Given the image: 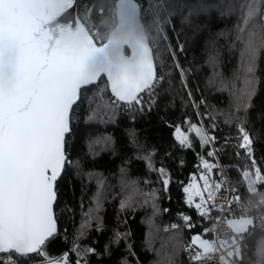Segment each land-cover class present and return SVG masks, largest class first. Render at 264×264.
<instances>
[{
    "label": "trees",
    "instance_id": "1",
    "mask_svg": "<svg viewBox=\"0 0 264 264\" xmlns=\"http://www.w3.org/2000/svg\"><path fill=\"white\" fill-rule=\"evenodd\" d=\"M137 2L149 37H155L156 71L162 79L151 96L141 94L142 109L124 103L116 107L104 77L81 91L65 144L71 164H66L57 182L55 215L67 244L77 239L81 249H94L86 253V264H193L186 250L192 236H210L199 225L186 228L183 217L193 221L198 216L186 203L183 186L193 174L198 176L201 158L209 159L208 145H201L192 136V147H181L174 139V126L186 130L187 121L198 124L193 101L197 103L213 124V144L232 187L249 210L264 211V184L257 185L256 193L248 190L242 170L254 169L251 158L239 147V126L243 124L253 141L255 163L264 171V48L258 51L251 106L237 107L235 97L241 94L245 76L238 27L246 11L242 6L251 0H203L208 10L188 19L186 6L200 0H154L158 18L147 0ZM115 3L78 0L77 15L105 37L109 26L116 23ZM259 8L264 12V0H260ZM166 17L168 22L164 23ZM155 19L163 24L160 36L154 31ZM254 31L257 41L264 38L258 18ZM160 168L169 174L166 189ZM98 190L102 207L90 216ZM152 192L156 194L154 202L147 196ZM129 197L132 206L122 209L121 202ZM172 221L178 227L165 232L164 227ZM262 247L264 230H259L242 243L243 260L237 261L264 264ZM13 259L16 264L43 260L38 253L14 255Z\"/></svg>",
    "mask_w": 264,
    "mask_h": 264
},
{
    "label": "snow or ice",
    "instance_id": "2",
    "mask_svg": "<svg viewBox=\"0 0 264 264\" xmlns=\"http://www.w3.org/2000/svg\"><path fill=\"white\" fill-rule=\"evenodd\" d=\"M259 3L260 0H251L242 6L246 11L242 26L238 27L245 76L244 87L235 102L237 107L245 109L251 106L255 95L257 56L259 49L264 48V38L257 41L254 31L257 18L264 27V12ZM74 4L75 0H0V256L6 257L0 259V264H16L14 255L33 253L43 254L46 264H71L68 253L50 256L45 246L58 233L54 212L57 181L65 165L71 164L65 150L66 137L71 132L72 112L82 88L105 77L114 103L135 104L142 109L141 94L151 96L162 79L156 72L155 37H149L140 21L137 0H117L114 11L117 23L105 37L79 18L61 22L60 18ZM186 7L185 19L208 10L203 0ZM167 22L166 17L164 23ZM153 26L157 36L163 34V24L158 19L153 20ZM187 124L186 130L174 126V139L181 147L191 148L192 136L201 145L215 140L202 126L191 121ZM239 133V147L251 158L254 169H243L242 179L248 190L256 193L257 185L264 184V171L255 163L253 141L243 124L239 126ZM208 155L214 156L215 152L210 151ZM217 167L201 158L199 176L193 174L183 187L186 203L194 206L201 217L209 216L214 208L224 209L223 204H217V193L224 188V183L212 179ZM158 171L164 177L166 189L169 174L164 168ZM147 196L154 202V192ZM94 200L95 209L90 210V216L102 207L100 190ZM239 200L238 195L233 196L228 200L229 206ZM131 206V197L121 202L122 209ZM183 219L189 228L194 227L190 217ZM228 224L235 233L230 242L209 241L199 233L192 236L186 250L191 253L194 264H202L217 252L219 264L242 262L241 244L253 221L242 216L229 220ZM208 231L205 229L204 234ZM74 251L82 261L84 253L94 249L81 252L77 246ZM260 255L264 256V247Z\"/></svg>",
    "mask_w": 264,
    "mask_h": 264
},
{
    "label": "built area",
    "instance_id": "3",
    "mask_svg": "<svg viewBox=\"0 0 264 264\" xmlns=\"http://www.w3.org/2000/svg\"><path fill=\"white\" fill-rule=\"evenodd\" d=\"M147 3L152 10L153 14L155 15L156 18H158V12H157V4L154 2V0H147ZM116 18V17H115ZM112 28V25L109 26V30ZM96 30V29H94ZM102 37V36H101ZM203 103V102H202ZM200 103V104H202ZM194 108L198 117V125L202 126L204 129L207 130V132L210 134V128L213 127L212 123H209L207 121L208 119V114H203L198 107V104L193 101ZM120 104H117L116 107H119ZM210 151H214L215 155L214 156H209V161L212 163L217 164V168L213 170L212 174V179L220 182L223 181L224 183V188L217 193V204H223L224 209L223 211H220L219 209H212L211 213L207 217H201L197 209L194 207V209L197 212V216L195 220L190 221L193 225H199L202 227V232L205 233V229H209L210 231L207 232L209 234V240L210 241H217V243L221 240H228L229 242L231 241V238L235 233H233L231 227L228 224V219L230 218H240V217H250L253 220L254 226L248 230L246 234H244V239L242 243L253 233L259 230H264V211H251L249 210L246 205L241 201H233L231 205L229 206L228 200H230L233 196H239L237 191L232 187L230 178L224 169L219 156H218V151L216 147L214 146L213 142L208 144V153ZM201 167V163L199 165ZM201 172V169L198 173V176ZM188 182L183 186H187ZM202 184V182H200ZM184 193V192H183ZM224 199H221V198ZM198 200V198H197ZM233 215V216H231ZM85 218L89 219V216L85 214ZM204 222V223H203ZM186 224V222H185ZM173 225H177L176 221H172L169 225H166L164 227V231H168L170 228H173ZM186 228H188L186 224ZM242 245V244H241ZM78 246V249L83 252L84 250L80 248V244L78 240H73L71 244H68V248L74 253L75 257L81 261L80 257L77 256L76 249ZM219 255L220 253H213L210 254L211 258L205 259L202 264H219ZM41 262V261H39ZM83 264H86V253L83 255V260L81 261ZM38 263V262H37ZM34 264V263H33ZM194 264V262H193ZM236 264H242L238 261H236Z\"/></svg>",
    "mask_w": 264,
    "mask_h": 264
},
{
    "label": "water",
    "instance_id": "4",
    "mask_svg": "<svg viewBox=\"0 0 264 264\" xmlns=\"http://www.w3.org/2000/svg\"><path fill=\"white\" fill-rule=\"evenodd\" d=\"M116 2H117V0H116ZM116 4V3H115ZM77 5H78V0H75V4H74V6H73V8H71V9H69L66 13H64V15L60 18V20H61V22H73L76 18H79L78 17V15H77ZM138 5H139V9H140V11H139V18H140V21H141V23L143 24V22H142V20H141V7H140V4L138 3ZM80 19V18H79ZM81 20V19H80ZM82 21V20H81ZM116 23H117V19H116ZM116 23H115V25H116ZM144 25V24H143ZM144 28H145V26H144ZM145 31H146V28H145ZM147 32V31H146ZM157 72V71H156ZM101 78H103V77H101ZM100 78V79H101ZM105 78V77H104ZM105 80H106V78H105ZM100 81V80H99ZM99 81H97V82H95V83H93L92 85H94V84H97ZM107 81V80H106ZM107 84H108V82H107ZM89 86H91V85H88V86H85L84 88H82V90L83 89H85V88H87V87H89ZM108 89H109V91H110V88H109V86H108ZM81 90V91H82ZM111 93V92H110ZM80 100V99H79ZM79 102V101H78ZM67 138V137H66ZM65 167H66V165H65ZM64 171H65V169H64ZM64 171H63V173H62V175L64 174ZM62 175L60 176V178L62 177ZM59 178V179H60ZM58 179V180H59ZM58 182V181H57ZM57 200V199H56ZM56 203V202H55ZM54 212H55V204H54ZM247 218H250V217H247ZM233 219H239V218H230V219H228V221L229 220H233ZM253 221V220H252ZM254 226V223L252 224V225H250L249 226V229L250 228H252ZM57 227H58V223H57ZM248 229V230H249ZM247 233V232H246ZM246 233H244V234H246ZM45 249H46V251H47V253L50 255V256H60V255H62V254H64V253H68V255H69V258H70V262H71V264H76V262L77 261H80V260H78L76 257H75V255H74V253L68 248V244L64 241V239L61 237V235H60V232H59V227H58V233H57V237L55 238V240H53V241H50V242H48L47 244H46V246H45ZM33 254H35V253H33ZM29 255H31V254H29ZM41 257H42V261L41 262H38V263H34V264H46V261H45V257H44V255L43 254H39ZM80 264H83L81 261H80Z\"/></svg>",
    "mask_w": 264,
    "mask_h": 264
},
{
    "label": "crops",
    "instance_id": "5",
    "mask_svg": "<svg viewBox=\"0 0 264 264\" xmlns=\"http://www.w3.org/2000/svg\"><path fill=\"white\" fill-rule=\"evenodd\" d=\"M204 239H207V240H209V237H204V236H202ZM210 241V240H209Z\"/></svg>",
    "mask_w": 264,
    "mask_h": 264
}]
</instances>
